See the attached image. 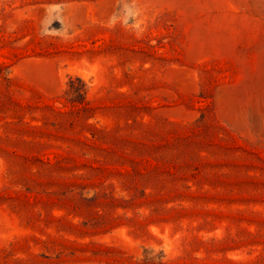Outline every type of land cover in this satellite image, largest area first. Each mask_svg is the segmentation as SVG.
I'll return each mask as SVG.
<instances>
[{
  "label": "rangeland",
  "instance_id": "1",
  "mask_svg": "<svg viewBox=\"0 0 264 264\" xmlns=\"http://www.w3.org/2000/svg\"><path fill=\"white\" fill-rule=\"evenodd\" d=\"M0 264H264V0H0Z\"/></svg>",
  "mask_w": 264,
  "mask_h": 264
},
{
  "label": "trees",
  "instance_id": "2",
  "mask_svg": "<svg viewBox=\"0 0 264 264\" xmlns=\"http://www.w3.org/2000/svg\"><path fill=\"white\" fill-rule=\"evenodd\" d=\"M72 81H70V83H71ZM83 90L82 89H78L77 91H76V93L78 94V95H81V92H82Z\"/></svg>",
  "mask_w": 264,
  "mask_h": 264
}]
</instances>
